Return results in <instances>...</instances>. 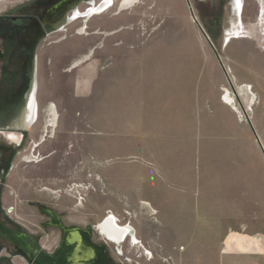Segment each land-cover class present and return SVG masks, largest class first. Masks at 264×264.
<instances>
[{"label":"rangeland","instance_id":"1","mask_svg":"<svg viewBox=\"0 0 264 264\" xmlns=\"http://www.w3.org/2000/svg\"><path fill=\"white\" fill-rule=\"evenodd\" d=\"M232 9L110 0L59 30L34 125L50 137L14 157L3 218L52 251L62 234L39 207L66 226L111 214L137 238L108 244L117 264H264V26ZM237 20L250 37L225 43Z\"/></svg>","mask_w":264,"mask_h":264},{"label":"flooded vegetation","instance_id":"2","mask_svg":"<svg viewBox=\"0 0 264 264\" xmlns=\"http://www.w3.org/2000/svg\"><path fill=\"white\" fill-rule=\"evenodd\" d=\"M235 1L219 0V4L232 6V15L235 13L244 19L254 20L256 21L254 25L259 19L264 18V0H241L240 11H236ZM95 3H98L97 0H0V197L7 186L4 177L12 168L14 157L22 151L29 154L22 159L33 157L34 148L50 137L46 128L41 127L36 132L34 125L40 113H44L45 103L42 104L40 97L54 93L50 86L51 76L54 75L52 69L57 66V56L62 55L52 51L54 44L62 39L56 34L70 21L74 10H84ZM249 6L252 7V11L248 16L244 11ZM89 50L88 47L84 48L85 52ZM80 52L83 50L78 53ZM75 57L82 58L83 54L74 55ZM49 155L50 153L42 155L40 151L37 152L39 160ZM8 193L13 195L14 191ZM39 209L46 217L40 225L43 233L46 234L45 230L50 228L61 231L58 246L63 238V229L60 225L65 229H89L90 240L106 248L109 264H117L110 254L108 245L117 243L99 227L105 221L109 224L115 222L113 215L107 214L100 222L85 227L66 226L61 215L54 209L49 207ZM2 211L0 202V225L30 235L47 254L58 248L57 246L52 251H46L39 241L41 235L20 229L15 220L3 218ZM10 212H13L12 207ZM94 233L98 235L95 238ZM15 257L23 258L27 264H33L22 250L0 236V264H14L12 259Z\"/></svg>","mask_w":264,"mask_h":264},{"label":"water","instance_id":"3","mask_svg":"<svg viewBox=\"0 0 264 264\" xmlns=\"http://www.w3.org/2000/svg\"><path fill=\"white\" fill-rule=\"evenodd\" d=\"M60 225V224H59ZM63 229V238L58 248L51 254L40 249L30 235L0 225L2 239L16 245L33 264H109L106 248L90 240L89 229Z\"/></svg>","mask_w":264,"mask_h":264},{"label":"bare ground","instance_id":"4","mask_svg":"<svg viewBox=\"0 0 264 264\" xmlns=\"http://www.w3.org/2000/svg\"><path fill=\"white\" fill-rule=\"evenodd\" d=\"M131 1H133V0H123V5L129 4V3H131ZM109 3H110V0H105L104 3H102V4L98 5V6L94 5L89 10H87L85 12V14H83V15L79 11H74L73 17L70 20L76 19L79 16L86 17V16H91L94 13L101 12L105 6L109 5ZM234 6L236 8V11H240L241 0H236L235 3H234ZM237 21L233 22V25H234L233 26L234 27L233 30H231L230 33L226 34L227 36H226V39H225V43L228 42L232 38H243L245 36H249L250 32L249 33H247V32L242 33L240 31V29L241 30L243 29V25H242L241 22H239V24H238ZM257 24H260L261 26H264V18L262 17L261 19H259ZM34 111H35V109H34ZM50 113H52L51 115H53V116H51V119L48 121V125L53 128V127L56 126L57 114H55L56 111H54L52 106H50ZM112 219H114V217H112ZM99 227H100V229L102 231H104V233L108 237L112 238L117 244H119L124 239V237L126 235H132V228L130 226H121V225H118L115 222L109 224L108 221H105ZM131 237H132V240L134 242H137V238L135 236L132 235Z\"/></svg>","mask_w":264,"mask_h":264},{"label":"crops","instance_id":"5","mask_svg":"<svg viewBox=\"0 0 264 264\" xmlns=\"http://www.w3.org/2000/svg\"><path fill=\"white\" fill-rule=\"evenodd\" d=\"M5 201L8 202L7 198H6L5 196H3V194H2L1 197H0V202H1V206H2L3 208H4V203H5ZM8 206H10V205H8Z\"/></svg>","mask_w":264,"mask_h":264}]
</instances>
